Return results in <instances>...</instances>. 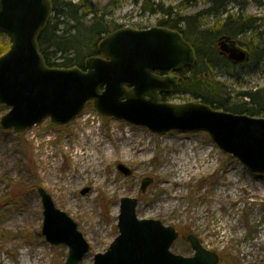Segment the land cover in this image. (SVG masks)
Wrapping results in <instances>:
<instances>
[{"label":"rangeland","instance_id":"rangeland-1","mask_svg":"<svg viewBox=\"0 0 264 264\" xmlns=\"http://www.w3.org/2000/svg\"><path fill=\"white\" fill-rule=\"evenodd\" d=\"M92 1L115 24L114 30L159 25V16L142 12L135 0ZM157 1L176 6L181 0ZM240 1L239 6H229V14L243 9L244 16L261 18L259 30L263 31L264 0ZM210 3L198 0L178 11L192 15ZM214 21L213 16L205 17V27ZM238 39L247 41L246 37ZM215 75L230 92L262 89L264 61L257 67L252 63L216 67ZM162 101L183 104L199 100L175 89L163 94ZM8 111L2 105L0 119ZM96 128L101 132L99 143L95 142ZM114 134L120 138L115 140ZM103 145L111 155L102 151L83 156V152L102 150ZM189 154L197 157L186 170ZM119 164L134 173L125 175ZM147 177L154 181L142 191ZM40 187L77 222L89 242L90 252L79 264H94V256L106 252L118 236L124 197L138 199L140 218L159 219L180 232L181 239L172 247L177 254L193 256L186 240L193 234L204 248L220 256L219 264H264V174L251 172L207 132L155 133L146 126L104 117L91 102L67 125L58 126L47 118L22 134L0 128V264H66L69 248L51 245L42 233ZM85 188L89 191L82 194ZM174 192L180 194L170 200Z\"/></svg>","mask_w":264,"mask_h":264},{"label":"water","instance_id":"water-1","mask_svg":"<svg viewBox=\"0 0 264 264\" xmlns=\"http://www.w3.org/2000/svg\"><path fill=\"white\" fill-rule=\"evenodd\" d=\"M53 9V0H0V33L11 43L0 55V105L9 108L0 119L1 129L22 134L47 118L67 125L91 102L104 117L146 126L155 133L207 132L251 172L264 174V117L218 110L199 101H162L163 94L178 86L179 73L197 62L194 46L179 31L162 26L120 28L102 38L98 55L88 57L84 69L49 67L38 38ZM220 41L234 63L249 59L236 47L237 40L223 36ZM118 168L125 175L132 173L123 164ZM153 181L145 178L142 191ZM38 193L44 209L43 235L51 245L69 248L66 264H79L90 252L89 242L44 188ZM137 206V198L121 199L119 234L106 252L94 256V264H219L220 256L193 234L188 236L193 256L173 252L179 231L159 219L140 218Z\"/></svg>","mask_w":264,"mask_h":264},{"label":"trees","instance_id":"trees-1","mask_svg":"<svg viewBox=\"0 0 264 264\" xmlns=\"http://www.w3.org/2000/svg\"><path fill=\"white\" fill-rule=\"evenodd\" d=\"M210 1V5L202 11L183 16L178 10L198 0H181L176 6H166L163 1L157 0H135L142 12L158 15L160 26L179 31L196 50L197 63L179 73L177 91L189 94L191 98L214 109L263 116L264 88L230 92L227 84L215 75L216 67H236L217 51V38L221 35L233 39L247 38L246 43L241 42L250 52L246 64L252 63L257 67L264 61V30H259L261 18L244 16L243 9L229 14V6L240 4V0ZM53 4V14L38 38L46 64L49 67L78 66L83 69L86 58L98 53L100 40L114 31L115 24L106 18L105 13L92 0H53ZM208 16L215 18L211 27H205L204 18ZM4 35L0 33V55L11 46Z\"/></svg>","mask_w":264,"mask_h":264},{"label":"bare ground","instance_id":"bare-ground-1","mask_svg":"<svg viewBox=\"0 0 264 264\" xmlns=\"http://www.w3.org/2000/svg\"><path fill=\"white\" fill-rule=\"evenodd\" d=\"M95 131V134L98 136V138H96V143H99V142H101V132H100V130L98 129L97 130V128L94 130ZM115 135V134H114ZM120 138V136L119 135H115L114 136V139L115 140H118ZM121 139H122V137H121ZM102 144V143H101ZM117 145H118V143H117ZM103 146H105V145H103ZM103 146H101L100 148H102V150L101 149H97L96 151H87V152H83V156L85 157V155H87L88 154V156H90V157H92V156H95L96 155V153H102V151H104V153H106L108 156L109 155H111V151H109V150H107V148H106V146L105 147H103ZM95 147V146H94ZM121 147V144H119V148ZM95 149V148H94ZM89 157V158H90ZM187 157V156H186ZM189 159H188V161L189 162H186V163H188V165L186 166L187 167V169L186 170H188V169H191L192 168V166H193V163H194V161H195V159H196V157H193L192 155H190L189 154ZM206 158V157H205ZM93 159H95L94 157H93ZM181 160L182 161H184L185 159L182 157L181 158ZM96 161V160H95ZM89 162H90V164H93L90 160H89ZM178 182H181V180H179ZM180 193H173L169 198H170V200H174V199H176L177 198V196L179 195ZM173 202V201H172ZM169 204V203H168ZM226 226H231V224H229V223H227V225ZM226 233H228V232H226Z\"/></svg>","mask_w":264,"mask_h":264},{"label":"flooded vegetation","instance_id":"flooded-vegetation-1","mask_svg":"<svg viewBox=\"0 0 264 264\" xmlns=\"http://www.w3.org/2000/svg\"><path fill=\"white\" fill-rule=\"evenodd\" d=\"M223 36H226V35H221V36H219L218 38H217V51H218V53L221 55V56H223L225 59H227L228 61H230L232 64H233V66H236V68L237 67H239V66H242V65H244L246 62H243V63H234L231 59H230V54L229 53H227L226 51H223V49H222V44H221V41H220V38L221 37H223ZM228 37V36H227ZM229 37H231V36H229ZM232 38V37H231ZM233 39V38H232ZM237 40V44H236V47H239V48H241V49H243V50H245L248 54H249V59H250V52H249V50L246 48V47H243L242 45H241V42H240V40L237 38L236 39ZM195 52H196V50H195ZM248 59V60H249ZM197 63V62H196ZM195 63V64H196ZM134 173V171H133V169H132V173L131 174H133ZM190 244V243H189Z\"/></svg>","mask_w":264,"mask_h":264}]
</instances>
